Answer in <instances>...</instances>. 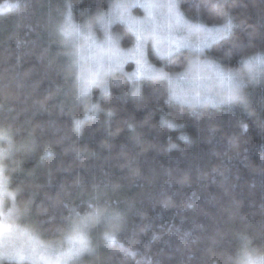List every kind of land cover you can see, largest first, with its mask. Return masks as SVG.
I'll return each instance as SVG.
<instances>
[{
	"label": "trees",
	"instance_id": "obj_1",
	"mask_svg": "<svg viewBox=\"0 0 264 264\" xmlns=\"http://www.w3.org/2000/svg\"><path fill=\"white\" fill-rule=\"evenodd\" d=\"M112 1L19 0L0 13V130L12 137L7 157L0 138V166L25 226L59 242L66 222L99 212L81 264H230L244 241L264 251V77L243 81V99L193 105L170 99L158 77L135 86L126 63L107 76L106 89L81 97L57 28L69 4L74 23L92 25ZM179 6L209 27L231 20L230 34L202 56L221 69L237 72L242 57L264 51V0ZM113 30L129 48L127 27ZM148 57L172 74L191 54ZM86 116L77 131L74 121Z\"/></svg>",
	"mask_w": 264,
	"mask_h": 264
},
{
	"label": "snow or ice",
	"instance_id": "obj_2",
	"mask_svg": "<svg viewBox=\"0 0 264 264\" xmlns=\"http://www.w3.org/2000/svg\"><path fill=\"white\" fill-rule=\"evenodd\" d=\"M19 7V0L15 5L5 0L0 5V13ZM136 8L142 9L144 14L134 16L132 10ZM117 21L134 36L135 43L131 48H121L119 36L113 34L111 25ZM231 28L230 19L222 26L213 28L193 22L180 11L179 0H113L109 4V11L97 17L95 29L74 23L69 4L61 31L66 38V46L71 44L69 56L72 59L73 78L82 97L90 95L94 86L106 89V77L112 71H122L126 62L135 61V71L128 76L134 84H138L144 76L158 77L167 81L170 99L194 105L243 99L238 94L242 81L236 72L224 71L216 61L201 58L204 49L213 41L230 34ZM100 30L104 34L102 39L95 34ZM149 47L169 60L181 55L182 50H187L192 59L181 70L168 74L148 63L145 53ZM217 86L221 89L217 94L218 99L210 95L211 89ZM136 92H139L138 87ZM164 122L169 127H177L172 122ZM3 172L0 167V187L5 180ZM15 199L13 196V203ZM4 206L3 200H0V257L24 259L27 256L32 264L38 261L43 264H73L75 257L89 250L92 222L98 221L100 215L99 212H90L76 221L66 222L67 247L52 248L39 243L35 236L15 223L13 217L3 211ZM76 215L79 216L78 213ZM106 239L110 244L117 243L115 235H109ZM119 247L126 254L135 255L123 244Z\"/></svg>",
	"mask_w": 264,
	"mask_h": 264
},
{
	"label": "clouds",
	"instance_id": "obj_3",
	"mask_svg": "<svg viewBox=\"0 0 264 264\" xmlns=\"http://www.w3.org/2000/svg\"><path fill=\"white\" fill-rule=\"evenodd\" d=\"M10 4L15 5L16 0H14V2H10ZM62 24L63 22L58 26L57 32L60 35V37L65 41L66 38L64 37L63 32L61 31ZM67 47L71 50V44H68ZM249 66H251V70ZM237 74H238L239 80L242 81L238 89V94L242 96L243 87H244L243 81L245 79L249 81H253L258 78L264 77V51H257V52H254L252 54L242 57L240 61V70L239 72H237ZM78 91H79V88H78ZM89 111L95 113L97 111L96 106H91ZM87 118L88 117L86 116L84 119L78 118L74 121L77 131L81 129V126L83 125L85 119ZM0 138H3L5 142L6 147L3 150V155L7 157L10 154L11 147H12L11 134L6 129L0 130ZM47 154L50 155L51 153L48 152ZM0 193H2L3 197L9 201H11L13 196H15L13 192L9 191L8 180L6 177L3 182V186L0 187ZM5 213L6 215L10 217H13L14 215L12 210L10 209L5 210ZM230 264H264V251L255 249L250 246V242L244 241L242 242L241 247L238 250V252L231 259Z\"/></svg>",
	"mask_w": 264,
	"mask_h": 264
},
{
	"label": "rangeland",
	"instance_id": "obj_4",
	"mask_svg": "<svg viewBox=\"0 0 264 264\" xmlns=\"http://www.w3.org/2000/svg\"><path fill=\"white\" fill-rule=\"evenodd\" d=\"M113 2V1H112ZM108 11H109V9H108ZM107 11V12H108ZM132 14L134 15V16H142L144 13H143V10L142 9H139V8H136V9H133L132 10ZM95 22L96 21H94V24H92V25H90V24H85V26H92L94 29H95ZM117 22H119V21H117ZM117 22H114L112 25H111V30H112V32H113V34H114V30H113V26H114V24L115 23H117ZM193 22H200V21H193ZM121 23V22H120ZM200 23H202V22H200ZM203 24V23H202ZM205 27H207V28H213V27H220V26H212V27H209V26H206L205 25ZM100 34V36H99V34ZM98 33H95L96 34V36H97V38L98 39H102L103 38V31L102 30H100V31H98ZM83 43V42H82ZM134 43H135V38H134V41H133V43H131V45H130V47L129 48H131L133 45H134ZM120 47H121V44H120ZM122 48V47H121ZM126 49H128V48H126ZM207 49V47L204 49V51ZM149 50H152V51H154L151 47H149L147 50H146V57H147V60H148V63L150 64V65H152V66H154L156 69H158L159 67H156L154 64H153V62H150V60H149V57H148V55H149ZM155 52V51H154ZM159 55V54H158ZM159 57H161L160 55H159ZM202 58V57H201ZM164 59H167V58H164ZM191 59H192V56H191ZM203 59V58H202ZM152 60V59H151ZM126 63H133V66H132V69H131V72L130 73H132V72H134L135 71V68H136V63H135V61H128V62H126ZM126 63L123 65V69H125L124 67H125V65H126ZM116 70H119V69H116ZM116 70H114V71H116ZM159 70H162L163 72H165L163 69H159ZM222 70H224V69H222ZM239 70H240V68H239ZM239 70H236L237 72H239ZM114 71H112V72H114ZM224 71H228V70H224ZM231 71H233V72H235V70H231ZM111 72V73H112ZM236 72V73H237ZM166 73V72H165ZM169 74V73H168ZM144 77H146V76H144ZM144 77H142V78H144ZM141 78V79H142ZM106 79H107V77H106ZM140 79V80H141ZM140 80H139V82H140ZM136 85H138V84H135V86ZM221 92V89L217 86V87H213L212 89H211V93H210V95L212 96V97H215V98H217L218 99V96H217V94L218 93H220ZM179 101V100H178ZM205 103H210V104H213L214 102H205ZM205 103H200V104H194V105H201V104H205ZM1 167V166H0ZM3 175H4V177H6L5 176V174H4V172H3ZM9 191H11L10 189H9ZM12 192V191H11ZM0 200H3V203H4V208H3V211H5V210H7V209H10V210H12V212H13V219H14V221H15V223H17L21 228H23V229H26L28 232H30L33 236H35L36 237V239L39 241V243H41V244H43V245H45L46 247H52V248H66L67 247V240L65 239V238H63V239H61L59 242H55V241H51V242H47V241H44V240H42L41 238H38L37 237V234H34L33 233V231L31 230V228L29 229V228H27V227H30V226H28L27 224L28 223H26V221L24 220V218H23V215H22V213H20L17 209H16V206H15V202L13 203V200H11V201H9V200H6L4 197H3V195H2V193H0ZM23 223H25V224H23ZM27 227H26V226ZM62 242V243H61ZM85 252V251H84ZM84 252H82L79 256H77V257H75L74 258V261H73V264H81V262H80V259H81V257L83 256V254H84ZM2 259H10V260H14V261H17V262H24V261H28V262H30L31 264H32V261H31V259H29L27 256H25V258L24 259H15V258H10V257H0V260H2ZM37 264H43V262H40V261H38L37 262Z\"/></svg>",
	"mask_w": 264,
	"mask_h": 264
}]
</instances>
